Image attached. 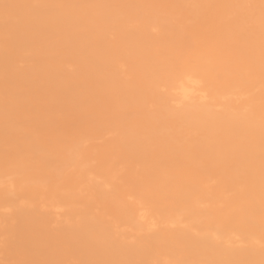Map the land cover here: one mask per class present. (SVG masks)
Wrapping results in <instances>:
<instances>
[{"label":"bare ground","instance_id":"1","mask_svg":"<svg viewBox=\"0 0 264 264\" xmlns=\"http://www.w3.org/2000/svg\"><path fill=\"white\" fill-rule=\"evenodd\" d=\"M0 264H264V0H0Z\"/></svg>","mask_w":264,"mask_h":264}]
</instances>
